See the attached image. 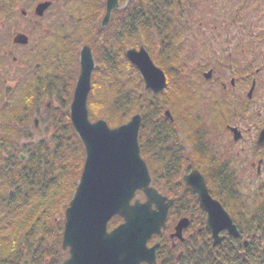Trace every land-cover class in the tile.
<instances>
[{"label": "rangeland", "instance_id": "1", "mask_svg": "<svg viewBox=\"0 0 264 264\" xmlns=\"http://www.w3.org/2000/svg\"><path fill=\"white\" fill-rule=\"evenodd\" d=\"M102 1L53 0L54 7L52 6V10L55 9L59 15H54L52 17L53 20L44 19L45 23L43 21L44 27L48 29H50L52 22L54 27L53 35L49 32L47 34L30 33L26 28L19 25L17 29L22 30L29 37V44L23 49L19 48L16 50L12 47L11 50L13 55L20 58V63L23 62V64L12 65L8 61L11 60V56L4 55L5 63H9L11 69L14 66V71L22 75L21 78H17V75L13 77V79L19 80V82L14 81L16 82V84L14 83L15 87H18L21 91L28 92L25 95L27 97L24 98V94L21 96L22 94L18 93L20 90L16 91V94L21 96L20 99L26 100V109L22 114L25 117V122L21 123L18 115L14 119L16 113H13L12 117L8 118V122L6 120V122L0 123V245L3 243L7 245L10 242L9 238L12 237L14 227L17 225L19 227L20 223H22L21 221H24V224L27 222L33 225L31 232L27 230L18 236L17 245L20 250L19 258L16 259L18 264H22L23 262L25 264H62L68 258V251L61 250L62 228L65 210L73 196L72 186L74 180L72 178L74 175L69 169L72 159L70 156L71 150L67 149L65 144L62 146L55 145L57 141L55 132L58 127L54 124V121L58 115L62 114L70 106L72 91L79 72V59L76 56L75 63L72 61L69 64V59L73 58L71 56L65 57L63 61V57L67 53H63L62 48H59V43H62L63 39H68L69 43L75 47L77 43L75 38H77V34L80 32L79 29L85 28L84 26L88 27L87 22L85 23V18H88L90 10H93V13H96L95 15L101 13ZM180 1V6L177 5L179 17H176L173 23V44L163 42L161 47L159 41L163 40V37L154 34L153 46L149 50L151 52V60L154 62L156 59L159 63H155V65L163 69L160 65L162 64L167 69V73H165V90L167 91L159 99V103H163L161 105L162 108L155 112V116L148 117V121L142 123V140L148 142L158 136L163 141V149H169L170 152L180 149L181 154L184 156L183 158H186V160L180 163L183 170L188 169V171H191L192 168H197L204 177H207L209 174H216L217 172L220 173V176L228 175L234 184L231 191H229V195L232 199L239 201L240 204L237 203L235 205L237 208L235 209L232 203H228L229 198H227L228 200H224V198L220 197L221 201L224 202L223 205L226 210L230 209L233 211L232 214H234L235 220H238L240 224V231L249 236L256 232L252 227L253 223L250 221V217L258 222L264 219V209L259 211L258 208L256 215L252 214V211L250 212L254 200L257 204L260 201L257 199L261 195L260 192L262 191V194H264V146L263 148H256L255 146L258 133L264 128V0ZM126 4L125 1H120L119 8L116 10L119 13H112V18L113 15L119 14L120 16ZM81 8L85 9V13L78 12ZM94 14L93 16H95ZM48 17H50V14ZM117 18L116 16L113 20L114 32L107 26L105 29H101L103 36H106L111 30L113 34H116L114 27L118 24ZM130 27L131 29L133 28L132 25ZM13 30L11 27L10 32ZM7 31L9 30L6 29ZM102 39L104 40L105 38L99 39L98 45L104 48L105 43ZM83 44L88 45L90 48L93 47L90 42ZM109 45L112 49L108 61L113 63L112 59L117 58L116 55L119 48L113 45L111 41ZM175 45L179 48L178 58L175 60L178 62L170 64L168 62L172 61L170 56ZM80 46H77V49ZM38 49L40 50L39 53L36 52ZM19 50H21L20 53ZM39 55H42V57ZM51 57L57 59L54 64H51L49 61ZM42 58L44 60L41 61L40 59ZM36 64H39L37 69H35ZM68 64L71 72L66 75L64 70L60 76L63 67H68ZM94 64L96 66H94L95 69L91 77L90 92L93 90V84L99 83L96 82V78L102 79V84L104 79V77L101 78L100 76V73H103V67L96 69L97 63ZM210 69H212L213 74L211 82L208 83L202 78V73L208 72ZM115 71H121L124 74L123 70H119L118 67H115ZM56 74L59 76L56 78L57 83L48 85L49 90L44 92L40 87L36 91L34 90L38 85L37 82L42 83L45 77L51 79ZM242 78H245V80H242ZM111 79L105 78V83L113 81ZM231 79H235L236 81L235 90L231 91L230 87H227V91L224 94L221 91L220 83L222 82L229 86ZM253 80L255 81V85L253 86L250 100L247 101L246 95L249 91L250 82ZM37 91L40 92V96H35L37 95ZM50 91L52 92L50 93ZM101 96L102 94H97L99 98L96 99L95 96L92 99V103L99 105L97 101L101 99ZM170 96H174L177 100L174 109H171L168 105L170 104ZM68 98H70L69 104ZM179 99L180 102L178 104ZM241 101H247L250 107L249 112L245 114L248 116L247 122L239 119V117H243V113L235 116L237 111L240 110L237 103ZM39 102L42 104L41 108L50 103L49 114H44L43 111L41 113L38 112L36 106L38 105L39 107ZM232 105H234V110H231ZM165 110L173 114L174 117L176 115H184L189 121L196 122V127L193 123H190L196 132L195 134L200 138L199 147L195 153L188 152L186 149V147L190 150L192 149L189 147V143H187L192 135L188 133V140L185 142L186 146L178 132H172L169 129L170 126L164 121L165 119H162L164 118L162 113ZM138 114L142 115V118L145 117L144 112L138 111ZM88 116L91 122L98 120L91 116L90 113H88ZM34 117L38 119L34 127L36 130L31 125ZM19 123L25 125L23 127L24 130L21 131V135L30 137L31 139L27 144L20 142L19 134L14 140H11L7 134L17 133L18 126L21 125ZM226 124L240 127L239 129L242 132V139L240 141L232 140L231 135L225 127ZM37 130L41 132L38 133ZM167 133L170 135H167ZM40 135L41 140H38ZM183 137L185 138V134H183ZM34 144L46 145L52 153L54 148L58 151L49 157L50 162L46 164L47 168L45 169L49 173H45L43 170L45 176L42 181L41 191H38L39 186H34L31 183L27 184L26 182L28 181L19 184L16 180L12 181L15 183H8L9 181L5 179L9 174H13V170L18 169L26 173L28 168H31L32 163L29 161L27 147ZM4 145H9L10 148ZM187 154L195 155H191L192 157L189 158ZM19 155L27 157L23 164L18 162ZM11 156L14 157L13 162L9 161L10 163H7L6 160H10ZM141 158L144 162L149 163L153 186L157 190L162 193L165 192V195H167V193H171L174 188L178 187L181 192H184L182 179L178 182H174V179L168 181L167 175L170 170H161L162 166L156 163L154 157L153 159L151 158L145 148H142ZM259 158H262L263 164L260 167V174H257L256 165ZM252 163L255 164L254 168L251 167ZM224 171L228 174L224 173ZM66 182L69 184L68 194L64 198V203H58V193L64 190ZM208 187L211 190L209 185ZM186 196H188V200L190 201H187L188 204L185 210L187 213H190L192 210H189V208L195 205L196 199L189 191L186 193ZM169 197L176 201V195ZM190 197L194 198L195 201ZM137 199L144 201L141 195H138ZM50 202H52V206H50ZM228 205L233 209L229 208ZM50 209L51 214L49 216H51V223L42 237L43 223L48 226L44 218L48 215L47 213H50ZM193 212L194 216H197L198 213L195 209H193ZM41 213L44 214L40 216ZM182 215L184 214H177L176 211H172L169 216L171 225H177L180 221L179 219L182 217L188 218L187 215ZM37 219H41L42 223L38 224L36 222ZM24 224H22V227ZM172 227L167 232L165 231L163 239L160 236L157 242H155L157 245L161 242V251L167 252V248L170 247V241L167 237ZM52 234L57 235L58 239L60 238L59 248L56 247L55 242L52 240ZM166 240V245L169 247L164 246L162 243L166 242ZM152 244L153 241L149 246ZM259 244L260 246L262 245L263 253L260 254L255 246H253V250L248 255L250 260L253 259L251 260L253 262L251 264H254L256 262L255 259L260 256L264 264V243L260 240L256 242V245ZM217 245L215 249L218 256L216 264H220L222 260H226L223 264H227V259H229L228 261L232 259L233 264H248V262L241 261L240 259L237 261V256L233 255L231 257L232 254L220 242ZM221 247L223 249L219 250L218 248ZM42 248L49 249L45 251V256H41L40 250ZM212 253L214 252L210 247L207 252V260L203 259L202 264H210L209 261ZM158 254L165 255L162 252ZM15 256L17 257V254L11 255L13 259ZM192 258L194 257L187 256L188 264H197V259ZM0 264H2L1 259ZM155 264L161 263L158 261Z\"/></svg>", "mask_w": 264, "mask_h": 264}, {"label": "water", "instance_id": "2", "mask_svg": "<svg viewBox=\"0 0 264 264\" xmlns=\"http://www.w3.org/2000/svg\"><path fill=\"white\" fill-rule=\"evenodd\" d=\"M119 1H106L103 26L111 12L118 8ZM125 56L139 73L145 91L159 93L164 89L165 75L153 64L143 47L129 49ZM79 67L69 117L84 147L85 161L73 198L65 211L61 248L68 250L69 258L62 264H151L154 248L148 249L146 244L164 227L168 205L149 187L150 177L139 155L137 135L141 118L135 115L127 124L115 129L109 128L103 120L91 123L87 98L94 63L88 47H83L80 52ZM204 76L210 79L211 72ZM252 90L253 86L249 96ZM165 116L170 117L169 113ZM238 138L236 132L234 139ZM263 141L264 130L259 135L258 145ZM184 181L197 194L200 205L207 212V228L214 238L224 229L237 236L228 214L209 196L203 177L194 171ZM137 191L143 192L146 201L135 200L131 204ZM152 204L155 210H152ZM115 216L123 222L108 232L107 224ZM186 225V220L181 221L176 231Z\"/></svg>", "mask_w": 264, "mask_h": 264}, {"label": "trees", "instance_id": "3", "mask_svg": "<svg viewBox=\"0 0 264 264\" xmlns=\"http://www.w3.org/2000/svg\"><path fill=\"white\" fill-rule=\"evenodd\" d=\"M178 2L180 3L181 1L180 0H129L120 16L119 14L115 16L113 15L112 20H114V17L116 16L118 17L117 18L118 20H116L118 24L116 25V27H114L116 34L112 33L114 21H111L108 25V28H111L112 30L106 36L102 35L103 33L101 29L103 28H101L100 26V19L102 17L101 15L102 12H104V8H105V0H103L101 4L102 5V9L100 10L101 13L97 14L96 17L95 16L93 17V19L91 20L92 23L90 24L89 21L86 19L89 25L87 28L86 26H84L85 28L79 29L80 32L77 34V38H75L77 43L76 46L74 47L75 52L72 55L73 58L72 59L70 58L68 62L69 64L72 61H74L73 63H75L76 52L79 49V47L77 49V46L80 45L82 46L84 45L83 43L90 42V44L93 46L92 48L95 47L93 49V53L96 57L95 58V62L97 63L96 69H100L101 67H103L102 69L103 73L101 72L100 76L101 78L104 77V79L102 84V79L96 78V82L99 83L93 84V90L88 98V102H87L89 109L88 111L91 116L97 118L98 120L100 119L104 120L109 127H118L128 122L130 117H132L135 114H138V111L144 112L145 117L142 118V123H143L144 121H148V117L151 118V116H155V112H157L159 109L162 108L161 105L163 103L160 104L159 99L162 97V95H164V93H166L167 90H165L161 94L154 96L153 103L151 105H148L144 97L142 80L139 77L138 73L136 72L135 68L127 62L124 53L125 50L127 49H132V48L137 49L140 47H144L151 57V52H149V50L150 47L152 48L153 46L154 34H157V36L159 37H163V42H165L166 44L168 43L173 44L172 43L174 42L172 36L173 23L176 17H179V11H178L179 9L177 7ZM114 13H119V12L114 11ZM130 25H132L133 27L132 29L131 27L129 28ZM101 38H105L104 48L101 45H98L99 39ZM110 41L111 43H113V45L119 48V51L116 55L117 58L112 59L113 63H110L108 61L112 49L111 46L109 45ZM99 48L103 49L102 54H100ZM178 51L179 48L175 45L174 49L172 50V55L170 56L172 61L168 63L173 64L175 62H178L175 61L178 58ZM97 53H98V57H97ZM154 63H158V61H156L155 59ZM69 64L68 67H63L60 76L63 74L64 70L66 75L71 72ZM160 65L163 68L162 69L163 72L167 73V69L164 66H162V64ZM115 67H118L119 70L120 69L123 70L124 74L121 71L116 72ZM119 73L120 75H118ZM54 77L58 78L59 76L58 74H56L54 75ZM56 78L53 81L48 80L49 79L48 77L44 78L42 80L43 81L42 83L37 82L38 85L36 88H34V90L36 91L40 87L41 90L46 92L47 90H49L48 85L57 83ZM105 78L106 79L112 78L111 80L113 81H111L110 83H105ZM100 85H102L101 86L102 88L99 87ZM51 92L52 91H50V93ZM185 93H187V91H185ZM97 94H102L103 96V97L101 96V99L97 101L99 105L98 104L95 105L94 103H92V99L95 96L96 99L100 97V96L97 97ZM68 99H69L68 100V104H69L70 98ZM169 102H170V104H168L169 107L171 109H174V106H176L177 103L176 98L174 96H170ZM179 102L180 99L178 100V104ZM68 110L69 107H67L62 114L58 115L56 120L54 121V124H56L58 127L55 132V138L57 139L55 145L62 146L63 144H65L67 146V149L71 150L70 156L72 159H71V164H69V166H71L69 169L70 172L72 171L74 175V177L72 178L74 180L72 190L74 191L83 164L84 152H83L82 144L70 124ZM181 118L183 119V116L176 115V117H174L176 121L175 124L180 125ZM170 128H172L173 129L172 131L174 132L180 131L182 133L183 127L177 128V126L170 123ZM186 130L188 133L189 131H191L189 127H186L185 131ZM142 133L143 131L141 130L140 131L141 139L143 136ZM155 138H159V137L156 136ZM194 141H197V139L194 138ZM161 144L162 142L159 140V143L156 142L150 145L154 149L159 150L161 148L159 147L161 146ZM27 151L29 154V161L32 163L31 168H28V170L26 169L27 170L26 173H24L25 171L22 170L20 171L18 169L13 170L12 171L13 174H9V176L6 177L5 179L9 181L8 183H11L13 180H16L19 184L23 183L24 181H28L26 182L27 184L31 183L34 186H39L40 188L38 191H41L42 181L44 180L45 173H49L47 172V169H45L47 168L46 164L50 162L49 157H51L58 151L56 148H54L52 153L49 150L48 146L46 145L41 146V144L29 145L27 147ZM43 170L45 171L44 174H43ZM205 178L207 180L208 185L211 187L212 194L218 200L221 201V198L222 199L224 198V200H228L227 198H229L228 203H232V206L235 209L237 208L235 207V205H237V203L240 204V202L232 199L229 195V191H231L234 184L232 183V179H230L228 175L220 176V173L218 174L216 173V174H209L207 177L205 176ZM68 188H69V184L68 182H66L64 190L58 193L59 195L58 203H64V198L68 194ZM260 193L261 195H259L257 199L260 200L258 203L264 209V194H262V191ZM253 204H255V200ZM50 206H52V202H50ZM228 207L233 209L230 205H228ZM257 207H255L253 210H256ZM43 214L41 213L40 216H42ZM47 214L48 215L46 216V218H44V221L48 224V226L43 223L42 237L44 236L45 232L48 230L51 223L50 220L51 216H49L51 214V209H50V213ZM250 221L252 223L255 222V220L253 219H250ZM21 222L22 223H20L19 227L18 225L14 227V230L12 231V237L9 238L10 242L7 243V245L4 243L0 245V259L2 264H18V262H16V259L19 258V251H20L17 245L18 236L19 234H23L27 230L31 232V230L33 229L32 224H28L27 222L24 224V221ZM36 222L38 224H41L42 220L37 219ZM22 224H24L23 227ZM256 226H257L256 223L252 225L253 228ZM58 232L60 235L61 233L60 229L58 230ZM51 238L55 242L56 247L59 248L61 241L60 238L58 239L57 235L55 234H52ZM47 250L49 249L42 248L40 250L41 256H45L46 254L45 251ZM16 254L17 257L15 256L14 258L15 260H14L11 257V255H16ZM228 260L229 259H227V264H228ZM224 262H226V260H222L220 264H223ZM200 264H202V262H200Z\"/></svg>", "mask_w": 264, "mask_h": 264}, {"label": "flooded vegetation", "instance_id": "4", "mask_svg": "<svg viewBox=\"0 0 264 264\" xmlns=\"http://www.w3.org/2000/svg\"><path fill=\"white\" fill-rule=\"evenodd\" d=\"M93 3V2H92ZM52 6L54 7V2L53 0H0V123L1 122H7L9 121L8 118L12 117L13 113L15 114L14 119L16 118V116L18 115V119L19 121H21V123L25 122V117L22 115L26 109L25 107V103L26 100L20 99L21 96H23L24 94V98H26L27 96L25 91H21L18 87H15L16 82L14 81H18L19 80H15L13 79V77H15L16 75L18 76L17 78H21L22 75L17 74L16 71H14V66L11 69L9 66L10 64H6L5 60H4V55L7 54L8 56H11V60H8L10 63H12V65H19V64H23L20 63V58H17L13 55L11 48L13 47L14 49L18 50L25 48L28 44H29V37L26 36V34L22 31L17 29V27L19 25H21L23 28H26L28 31H30V33L34 34H38V33H43V34H47L48 32L51 33L53 35V25L51 22V27L50 29L44 27V23L46 21H44V19H52V17L54 15L58 16L59 14L57 13V11L54 9L52 10ZM79 13H85V9L81 8L80 11H78ZM50 14V17H48V15ZM93 10H90L89 14H88V18H85V23L89 21V23H92V19H93ZM96 14V13H95ZM94 14V15H95ZM104 14V12H103ZM97 15H95L96 17ZM103 16V15H102ZM88 21H87V20ZM102 19V17H101ZM100 19V22H101ZM44 21V23H43ZM113 21L112 20V15L110 18L109 23ZM84 23V22H82ZM88 24V23H87ZM89 25V24H88ZM13 28L14 30L12 32H10V28ZM6 29H8L9 31L6 32ZM55 34V33H54ZM56 38V37H55ZM104 41V40H102ZM63 43H59L60 44V49L63 51L64 54H66L63 57V61L64 58L66 57H71L75 50L73 47V44H70L68 39H63L62 40ZM70 44V46H69ZM82 47V46H81ZM81 47L78 49V53L76 52V56H80V51H81ZM91 49V48H90ZM101 49V50H100ZM100 50V54L103 53V49L99 48ZM21 50H19L20 53ZM36 52H40V50L38 49ZM93 52V51H92ZM17 53V52H16ZM35 55V53H34ZM40 56V55H39ZM42 57V55L40 56ZM97 57H98V53H97ZM95 55L94 58L95 59ZM41 61L44 60V58L40 59ZM29 61V60H27ZM49 61L51 62V64H54L55 61H57V59H55V57H51L49 58ZM42 64H44L42 62ZM37 67H39V64L35 65V69H37ZM209 71H211V75L213 74L212 69H210ZM208 71V72H209ZM205 74L202 73V78L204 79V81H207L208 83L211 82L212 77H210V79H206ZM44 78V77H43ZM46 78V77H45ZM56 77H52L51 79L48 80H54ZM242 80H245V78H242ZM11 82V83H10ZM15 83V84H14ZM12 84V85H11ZM235 86H236V81L235 79H231V81L229 82V86L225 85L224 83H220V87H221V91L225 94L227 91V87H230V90L233 91L235 90ZM252 86V82H250V87H249V91L247 92L246 95V99L247 101L250 100V89ZM18 91V93L22 94L17 95L16 91ZM74 90V89H73ZM37 95L35 96H40V92L37 91L36 92ZM73 93V91H72ZM42 94V93H41ZM235 101V100H234ZM247 101H241L238 102L237 104H239V108L240 110L237 111L235 116H239L238 114H242L243 113V117H239V119L243 120V122H247L248 120V116L245 115L247 112H249L250 107L248 106ZM38 104V103H37ZM38 112L41 113V111L44 112V114H49L50 112V103H47L44 108L42 107V104L39 102V107L38 105L36 106ZM242 108V109H241ZM231 110H234V105H232ZM35 113L37 114V112L35 111ZM238 118V117H237ZM38 119L36 117H34L31 125L34 129L35 127V121H37ZM176 121H174L172 124L178 127H183L182 128V133L179 134L181 136V140L184 142V144L186 145L185 142H187L188 140V132L187 130L185 131L186 127H189V129L191 131H189V133L192 135V137H190V139L188 140L187 143H189V147H191L192 149L190 150L189 148L186 149L188 152H193L195 153L199 147V139L198 136L195 134L196 132L194 131V128L192 127V124L196 127V122H192L189 121L188 118H185V116L183 115V119L181 118V122L180 125L175 124ZM19 123V124H21ZM168 126H170L169 123H167ZM18 126V125H17ZM25 125H19L18 126V132L17 133H12L11 135L9 133H7L11 140H14L15 138H17V135L19 134V140L20 142H24V144H27L31 139L30 137H25L24 135H21V131L24 130ZM226 129L227 132L231 135V138L233 141H240V139H242V132L239 129L240 127L234 126V125H228L226 124ZM172 131V128H169ZM231 129H236L237 133H239V138L237 140L234 139V137L236 136V132L233 133L231 131ZM36 130V128L34 129ZM249 130V129H247ZM38 133H40L41 131H38ZM173 132V131H172ZM262 132V130L258 133V138L256 140L255 146L256 148H263L264 146V141L262 143V145H258V139H259V135ZM172 134V133H171ZM183 134H185V138L183 137ZM167 135H170L169 133H167ZM194 136V137H193ZM194 138L197 139V141H194ZM38 140H41V135L40 138ZM159 140L163 143V141L160 138H154L152 141H148V142H143L142 143L145 144L144 146H142V148H145L149 155L151 156V158L156 161V163H158L159 165L162 166L161 170H166L169 169L170 171H168V178L167 180H173L174 182H178L182 179L183 181V185H184V192H181L179 190L178 187L174 188V190L171 193H167V195H165V192H160L159 190H157L154 186V188L156 189V191L158 192V194H160L162 197H164L166 199V203L168 204V202H170V208L168 210L167 213V220H166V228L164 230V232L162 231V234L159 235L156 238H153L151 240V242L153 241L152 245H157L155 244V242H157V239L161 236V238H164V233L165 231L167 232L171 226L172 230L171 232L168 233V237L169 241H170V247L167 244V240L166 242H162L164 244V246L169 247L167 248L168 251H161L160 250V243H158L157 248H156V262H160L161 264H188L187 262V256L189 257H194L195 259L198 260L199 262H202V260L204 259L205 261L207 260V252L210 249V247L213 249V252L210 256V264H216L215 262H217L218 256L216 255L215 249L218 246L217 244L214 243H221L224 245V248L227 249L231 255V257H233V255L236 257L237 256V261L240 259L241 261H245L248 262V264H251L253 262H251V260L253 259H249V253L251 252V250H253V246H255L256 250L258 252H260V254L263 253V249H262V245H256V242H259L260 240L263 241L264 243V219L262 221H255L254 223L257 224L256 227H254L253 229L256 231L254 232V234L252 233L251 235H246L244 233H242L239 229L240 224L238 223V220H235V216L232 210H226L228 216L230 217L232 224L234 226H236L237 231H238V235L237 236H233L230 235L228 233L227 230H220L218 231L217 234V238H214L212 231H209L207 229V218H208V214L207 212L204 211V209H202L197 201V197L196 195L192 194V192H190V190H188V188H186V184L184 181V178L186 176H188L189 174H191L192 172L196 171L198 173H201L200 171L197 170V168H192L191 171L188 169L183 170L182 169V165H180V163H182L184 160H186V158H183L184 156L181 154V150L177 149L173 152H170L169 149H163L164 144H161V147L159 150L154 149L150 144H154L156 142L159 143ZM22 144V145H24ZM193 145V146H192ZM5 147L10 148L9 145H4ZM191 155H195V154H187V156L192 157ZM19 161L21 164H23L27 157L23 156V155H19ZM14 157L11 156L10 160H6L7 163L13 162ZM10 161V162H9ZM167 161V164H166ZM165 165H164V164ZM172 163V164H171ZM261 164H263V160L262 158L258 159L257 165H256V173L260 174V167ZM168 165V166H167ZM251 167L254 168L255 164H251ZM222 172V171H221ZM1 173V172H0ZM224 173H227L226 171H224ZM202 174V173H201ZM218 174V172H217ZM228 174V173H227ZM203 175V174H202ZM152 185H153V181H152ZM190 192L192 195H194L196 201L194 200V198H191L195 201L194 206H192L191 208H189V210H192L190 213H187V211L185 210L187 207V201L188 200V196H186L187 192ZM176 195V201L172 198H170L169 196H173ZM216 199L220 204H224L222 201ZM231 199V198H230ZM192 203V202H191ZM259 203H255L251 205L252 210H250V212L252 211V214L256 215L257 209L259 208V211H262L263 208L262 206H258ZM254 206V207H253ZM258 206V207H257ZM255 207H257L256 210H253ZM195 209L197 211V216H194V212L193 209ZM225 208V207H224ZM262 208V209H261ZM184 210V211H181ZM172 211H176L177 214H184L182 216H188L187 217H182L181 219H187L188 220V226L187 228H185L182 231L181 234V239H176V238H171V234L172 232H174L175 226L171 225V222L169 221V216L171 214ZM250 219H252L250 217ZM253 223V224H254ZM255 233H259V234H255ZM217 239H220L219 242L216 241ZM178 242V243H177ZM255 244V245H254ZM151 245V246H152ZM220 245V244H219ZM219 250H222L223 247L218 248ZM178 251V253H177ZM162 252L165 253L162 255H159L158 253ZM174 252V253H173ZM225 254V253H224ZM164 255V256H163ZM192 258V259H194ZM250 260V262H249ZM235 261V259H234ZM255 263L254 264H263L262 262V258L261 256L258 257L257 259H255ZM229 264H233L232 259H230V261H228ZM22 264H25V262H23ZM247 264V263H246Z\"/></svg>", "mask_w": 264, "mask_h": 264}]
</instances>
